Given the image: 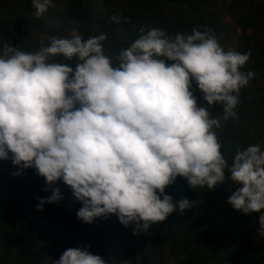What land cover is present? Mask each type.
<instances>
[{
  "label": "clouds",
  "instance_id": "clouds-1",
  "mask_svg": "<svg viewBox=\"0 0 264 264\" xmlns=\"http://www.w3.org/2000/svg\"><path fill=\"white\" fill-rule=\"evenodd\" d=\"M41 17L52 0H32ZM119 24L128 17L116 14ZM118 55L106 54L107 34L50 37L27 52L12 44L0 50V160L18 171L34 168L52 190L34 197L37 209L62 199L58 181L82 203L86 224L110 214L133 234H145L176 210L165 189L177 177L189 186L213 189L227 179L236 185L227 202L244 214L260 213L264 236V150L256 143L238 150L229 165L215 129L235 117L239 94L255 76L240 69L250 53L225 51L213 29L169 35L139 29ZM61 57L63 63L56 61ZM199 91L206 103L198 104ZM197 202H178L181 214ZM90 245L68 248L52 264H108ZM174 264V262H172Z\"/></svg>",
  "mask_w": 264,
  "mask_h": 264
},
{
  "label": "trees",
  "instance_id": "trees-1",
  "mask_svg": "<svg viewBox=\"0 0 264 264\" xmlns=\"http://www.w3.org/2000/svg\"><path fill=\"white\" fill-rule=\"evenodd\" d=\"M101 1L104 11L98 18L89 0H66L64 8L57 12L48 9L37 18L32 0H0V50L5 44H12L23 51L35 52L44 42L48 45L50 37L75 30L85 40L100 33L107 34L106 54L118 55L139 37V29L144 26L160 28L173 36L191 34L194 27L202 31L211 28L222 40L226 29L218 12L219 3H222L243 30H254L256 43L245 51L250 53L246 65H253L248 71L255 73L256 69L264 68V0H230L229 5L226 0ZM116 14L128 17L129 22H112L110 17ZM52 15L56 21L52 20ZM225 51L239 52L235 49ZM55 59L74 63L63 61L61 57ZM255 87L256 97L249 101L244 93L239 94L240 104L234 110L239 119L245 117L242 111L249 107L264 110V85ZM194 95L197 97V91ZM197 102L202 104L198 97ZM209 110L223 113L219 104ZM235 139L228 130L221 131L218 138L221 151L227 153ZM251 140L250 145L259 143L264 150V133L260 127L253 130ZM11 165V159L0 160V264H52L66 249L87 245L94 255H100L108 264L113 261L123 264L127 257L137 264H151L157 240L165 239H169L171 251L180 256L181 264H264V236L257 233L260 213L244 214L227 202L237 186L227 179L226 170L225 181L211 190L199 186L193 189L185 181L184 198L197 203L185 209L173 224L167 219L155 223L142 240L133 234L134 224L123 225L128 245L122 253L103 233L104 223H120L116 215L96 218L91 224L83 223L77 217L72 190L62 181L54 186L61 189L62 199L58 203L45 204L40 211L34 197L51 196L52 190L44 191L48 185L34 168L24 170L20 179L13 178L7 171ZM165 193L172 197V185Z\"/></svg>",
  "mask_w": 264,
  "mask_h": 264
},
{
  "label": "rangeland",
  "instance_id": "rangeland-1",
  "mask_svg": "<svg viewBox=\"0 0 264 264\" xmlns=\"http://www.w3.org/2000/svg\"><path fill=\"white\" fill-rule=\"evenodd\" d=\"M65 3L66 0H52V6H50L49 9H55L54 12H57V10L62 9L66 6ZM229 3L230 0H226V5H229ZM221 4L222 3H219L218 12L220 15L221 24H223L226 29H225V34H223L221 37L222 40L219 39V43L221 44L224 50L235 49L243 54L245 53L248 46L252 47L256 43L257 39L255 38V35L252 34L254 30L253 29L243 30L241 26L234 21L233 16L229 11H227V8H225V6H222ZM89 5L91 9H93V11L96 13L97 18L99 17L98 15H101V13L104 11V5L101 0H89ZM52 20L56 21L57 18L54 15H52ZM68 35H77V33L75 30H70L67 31L66 33L54 35L53 37L67 38ZM256 37L260 39L259 36ZM43 45L47 46L45 42L43 43ZM249 66H253V65L251 63H249V65L245 64L241 68V70L247 73L248 70L250 69ZM261 84L264 85V68L260 69L259 71L256 69L255 76L253 77V79L249 81V84L245 88L241 89L240 94L244 93L247 97V100L249 101V99L256 97L255 86ZM197 97L202 104L206 103L202 100V95L199 91H197ZM238 106L236 108H238ZM242 112L246 113L245 117L239 119V117L235 115V117H229L227 120L223 118V113L221 111L211 113L213 117L219 118L220 120L221 127L215 129L218 138L220 137V133L223 130L226 131L228 130L231 135L236 136L233 145H231V143L228 141V143L231 145V147H229L230 150L227 149V153L221 151L226 161H228L229 165L231 164L232 159L234 158L238 150L243 151L248 147V145H250V141H252L251 133L253 132L254 129L260 127V131L264 133L263 108H260V110L257 111L256 108L249 107L246 110L244 109V111ZM251 114H253L252 115L253 117H247L248 115ZM242 128L245 129L241 130ZM7 171L13 178L16 179H20L24 175V171H23L21 175L13 176L12 173L18 171V168L13 165H11ZM185 181H186L185 178L177 177L175 183L172 184L173 203L177 205L176 210L167 217V221H171L172 224L179 216L182 215L178 207V202L184 199ZM73 205H75L74 207L77 209V211L82 207V203L79 201H74ZM154 224H151L150 228L145 234H135V236L142 240L143 237L148 235L149 231L152 229ZM103 233L104 235H108L109 239L116 245V248L120 249V251L121 250L124 251L126 249L128 243L125 237V229L121 223H115V222L104 223ZM156 243L157 246L153 248L154 254L152 257H150L151 264H172V262H174V264H181L180 256H176L174 252L171 251V247H170L171 243L169 239H165L162 242L160 240H157ZM263 243L264 242H262V244ZM130 250L131 252H134L133 249ZM130 259L131 257H127V260H125L123 264H137V262L133 261V259H131V262H129ZM114 263L115 262L113 261L111 264Z\"/></svg>",
  "mask_w": 264,
  "mask_h": 264
}]
</instances>
